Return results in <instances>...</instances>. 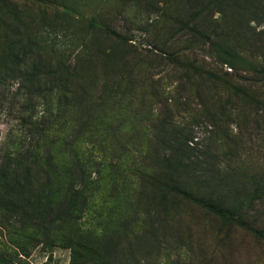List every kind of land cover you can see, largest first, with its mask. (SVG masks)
Masks as SVG:
<instances>
[{
  "label": "rangeland",
  "instance_id": "rangeland-1",
  "mask_svg": "<svg viewBox=\"0 0 264 264\" xmlns=\"http://www.w3.org/2000/svg\"><path fill=\"white\" fill-rule=\"evenodd\" d=\"M210 39L264 67V0H0V73L27 48L48 85L0 83V264H264V79Z\"/></svg>",
  "mask_w": 264,
  "mask_h": 264
},
{
  "label": "trees",
  "instance_id": "trees-1",
  "mask_svg": "<svg viewBox=\"0 0 264 264\" xmlns=\"http://www.w3.org/2000/svg\"><path fill=\"white\" fill-rule=\"evenodd\" d=\"M104 31L114 37L117 40H121L122 36L115 30L109 29L108 27H103ZM191 30L204 37L209 39L206 35H204L199 30L191 27ZM210 44H212L214 47H217L221 52H223L224 59L222 60L223 63L233 64L234 62L241 63L243 65L249 66L253 68L256 72H258L261 77L264 79V67H259L254 64H252L250 61H247L245 59H242L235 53H233L230 49L225 47L223 44L215 42L214 40L210 39ZM14 43H10L9 47H13ZM22 48L24 45H20ZM29 53V52H28ZM27 55V48L22 49L21 52H10L7 57V64L5 63V68L2 73H0V83L2 85H7L10 80H17L19 89L22 90V101L20 102V106L25 108V106H29L34 103L35 97L41 96V98H44L46 96V92L48 91V85L47 80L44 79L43 73L39 72V68L33 64H29V61L26 58ZM31 122V121H30ZM36 128H38L36 126ZM45 130V129H43ZM41 136L46 134V131H42L40 134ZM50 141L53 143L55 142V138L52 136L50 137ZM26 153H29V155L32 157V163L37 164L38 160V154L30 153L29 150H25ZM27 154H24L23 156L26 157ZM47 157L45 158L47 165L50 169L55 170L56 165L51 161L50 154L47 153ZM21 156V155H20ZM179 162V160H177ZM71 165L77 169H79L80 173V181H72L71 183H86L85 181V174L82 171V161L78 156L75 155L71 159ZM15 174L16 171L13 168L10 172H8L9 179L13 180L15 183H20V179L15 180ZM167 183H183V179H180V171H178L177 168H174V173L170 175ZM171 189L178 195L187 197L191 199L199 208L212 213L216 216H218L220 219L224 221H231L236 219L238 224L248 226V218L247 213L244 209V206L241 202H237V205H234V207L229 206L230 204L222 203L221 201H215L212 198H205V197H199L197 195H194L191 191H189L187 188L178 187L175 185L170 186ZM263 189L260 185L254 189V192H258L259 190ZM81 196V189L79 187H73L69 190V197L71 206H75L74 209H77V205L79 203V199ZM82 201H80L79 204H81ZM252 199L248 201V203H251ZM74 209H70V213L73 212ZM252 226V225H251ZM251 228V227H249ZM251 230L255 231L257 235L264 236V233L261 230H257L252 228Z\"/></svg>",
  "mask_w": 264,
  "mask_h": 264
}]
</instances>
